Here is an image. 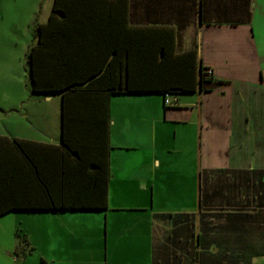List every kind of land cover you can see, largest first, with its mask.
<instances>
[{"label":"crops","instance_id":"crops-1","mask_svg":"<svg viewBox=\"0 0 264 264\" xmlns=\"http://www.w3.org/2000/svg\"><path fill=\"white\" fill-rule=\"evenodd\" d=\"M127 8L133 12L130 25L168 27L180 51L197 46L200 65L222 83L207 93L182 94L170 107L160 95L109 99L102 92L86 101L92 94L83 92L82 105L69 107L64 118L62 95L35 94L26 66L30 83L24 81L22 89L36 96L30 95L26 114L0 128V137L60 145L65 131L74 144L77 139L84 143L81 151L89 164L105 156V143L111 171L108 209L28 212L20 211L19 198L14 199L15 210L5 207L13 211L0 219L57 214L59 221L53 216L33 234L19 230L33 251L16 260L17 242L5 249L4 262L264 264V0H131ZM145 45V39L138 42L143 65ZM64 69V63L59 65V73ZM18 87L15 81L10 97L0 102V115L25 110ZM132 120L140 122L146 141L133 140L126 128ZM158 127L173 128L180 142L172 146L159 139ZM7 146L0 143V151ZM4 158L0 155L1 170ZM196 172L199 192L194 196ZM184 214L189 215L186 223L176 216ZM157 215L174 217L162 221ZM37 251L41 259L31 258Z\"/></svg>","mask_w":264,"mask_h":264},{"label":"trees","instance_id":"trees-1","mask_svg":"<svg viewBox=\"0 0 264 264\" xmlns=\"http://www.w3.org/2000/svg\"><path fill=\"white\" fill-rule=\"evenodd\" d=\"M130 2L54 0L48 22L38 26L39 42L27 53L31 88L38 95L61 94L64 118L69 107L82 105L83 92L92 94H88L86 101L105 92L109 99L119 95H160L166 102L167 96L178 97L199 90L207 93L222 83L213 79L210 69L200 65L197 46L188 51L179 50L168 27L130 25L128 19L133 17L127 8ZM144 39L143 65L137 53L138 42ZM63 63L64 73H59L58 67ZM38 64L48 66V73ZM64 123L66 126L65 120ZM63 134L60 145L0 137V143L8 145L0 151L1 157H5V166L0 169L3 178L0 214L15 210L11 203L18 198L19 210L28 212L108 209L111 171L105 143L102 145L105 156L100 155L95 164H89L82 153L84 143L77 139L74 144L65 131ZM203 206L201 186L199 209L203 210ZM176 216L185 218L183 223L189 217ZM173 217L157 215L156 218L168 221ZM16 236L18 260L31 253L33 247L21 231Z\"/></svg>","mask_w":264,"mask_h":264},{"label":"rangeland","instance_id":"rangeland-1","mask_svg":"<svg viewBox=\"0 0 264 264\" xmlns=\"http://www.w3.org/2000/svg\"><path fill=\"white\" fill-rule=\"evenodd\" d=\"M54 0H0V102L9 98L14 91L15 81H19L18 96L19 99H25V106L29 100L30 94L24 91V88L29 82L28 73L29 66L27 63V53L30 49L29 42H34L36 46L39 42L38 26L48 22L52 13ZM45 22V23H42ZM26 54V55H25ZM26 58V59H25ZM24 64L25 68L23 69ZM18 67L20 68L19 73ZM17 74V75H16ZM30 83V82H29ZM24 84V88L22 89ZM29 92V91H28ZM29 108L26 106L25 110H20L19 113H12L8 109L7 114L0 115V128L5 130L12 117L23 116ZM1 114V113H0ZM150 117H147L148 131L150 132V124L148 123ZM133 140L140 138L143 141L147 140V137H140L142 132L145 131L140 122L132 120L127 123L126 126ZM157 134L159 139L162 138L165 142L175 146L180 142V139L174 138L173 128L165 129L158 127ZM197 155L194 156V164ZM196 168V166H194ZM138 189V184L134 187ZM194 196L198 194V173L196 172V180L193 188ZM190 193V187L188 189ZM190 195V194H189ZM125 204V202H123ZM53 214H56L52 212ZM85 215V214H83ZM59 221L56 215L46 214H17L9 215L0 219V264H6L4 262L6 258L5 249L14 248L18 242L16 236L19 230L24 234H33L35 227H45V221H53L54 217ZM27 235V234H26ZM41 248V243H40ZM89 248V246H87ZM41 251V249H40ZM35 252V255L31 254V258L41 259L39 252Z\"/></svg>","mask_w":264,"mask_h":264},{"label":"built area","instance_id":"built-area-1","mask_svg":"<svg viewBox=\"0 0 264 264\" xmlns=\"http://www.w3.org/2000/svg\"><path fill=\"white\" fill-rule=\"evenodd\" d=\"M177 104H178V99L176 97H173V96H167L166 97L165 105L167 107L174 106V105H177Z\"/></svg>","mask_w":264,"mask_h":264}]
</instances>
